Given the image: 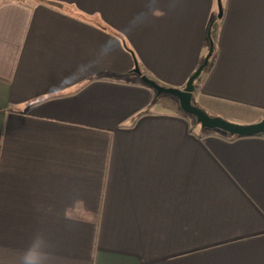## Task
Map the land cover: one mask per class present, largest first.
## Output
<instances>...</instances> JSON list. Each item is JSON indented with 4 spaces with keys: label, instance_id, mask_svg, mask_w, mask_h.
Returning <instances> with one entry per match:
<instances>
[{
    "label": "crops",
    "instance_id": "0c3cea01",
    "mask_svg": "<svg viewBox=\"0 0 264 264\" xmlns=\"http://www.w3.org/2000/svg\"><path fill=\"white\" fill-rule=\"evenodd\" d=\"M223 4L0 0V264H264V138L133 72L183 89L212 24L193 96L264 119V0Z\"/></svg>",
    "mask_w": 264,
    "mask_h": 264
},
{
    "label": "water",
    "instance_id": "95a60500",
    "mask_svg": "<svg viewBox=\"0 0 264 264\" xmlns=\"http://www.w3.org/2000/svg\"><path fill=\"white\" fill-rule=\"evenodd\" d=\"M219 14L218 18L223 16L222 0H218ZM212 24L208 29V37L210 40L209 52L204 58L202 64L198 69L190 76L186 86L183 89L175 87H164L158 84L156 81L143 75L141 69L139 68L137 62H135V68L133 72L141 77L143 83L151 87L156 91V96L161 94H171L175 96L180 104L181 109L184 113L189 116H193L197 123L201 126L203 130H217L227 133L230 136H241V137H253L255 135L264 134V119L259 122L251 124H237L230 122L222 117L210 116L203 109L199 108L193 103V94L195 92V81L202 75L206 67L209 65L210 59L214 53V41L211 37Z\"/></svg>",
    "mask_w": 264,
    "mask_h": 264
},
{
    "label": "rangeland",
    "instance_id": "374dc122",
    "mask_svg": "<svg viewBox=\"0 0 264 264\" xmlns=\"http://www.w3.org/2000/svg\"><path fill=\"white\" fill-rule=\"evenodd\" d=\"M198 82L199 80H197V82L195 83L196 87H198ZM160 97H162L164 100H170V101H174L175 99H177L175 96L171 95V94H161ZM193 103L195 105H197L199 108L203 109L206 113H208L210 116H217V117H222L223 116H229L230 111H227V108L221 107L219 105H211L208 106L207 104L203 103L202 101L198 100L197 96H193ZM191 123L192 126L197 130L200 131L202 128L201 126L197 123L196 119L191 116ZM225 119V118H224ZM227 120V119H226Z\"/></svg>",
    "mask_w": 264,
    "mask_h": 264
},
{
    "label": "trees",
    "instance_id": "16d2710c",
    "mask_svg": "<svg viewBox=\"0 0 264 264\" xmlns=\"http://www.w3.org/2000/svg\"><path fill=\"white\" fill-rule=\"evenodd\" d=\"M222 2H223V0H222ZM223 6V13L225 12V5L223 4L222 5ZM216 54H217V46L215 45V48H214V53H213V56L211 57V59H210V62H209V64L211 63V64H213V61H214V59H215V57H216ZM209 66V65H208ZM207 66V67H208ZM208 70V71H207ZM209 72V69H205L204 70V72ZM203 72V73H204ZM201 77V76H200ZM199 77V78H200ZM149 87V86H148ZM149 88H151V87H149ZM152 89V88H151ZM144 113H142V112H140V111H137L136 113H134L133 115H132V117L131 118H133V120H136L137 118H139L140 116H142ZM120 126H124V123H122ZM207 132H208V134H214V135H219V136H221V137H224V138H226V139H229V140H235V139H238V138H242L241 136H230V135H228L227 133H224V132H222V131H216V130H206ZM253 137H261V138H264V134H259V135H255V136H253Z\"/></svg>",
    "mask_w": 264,
    "mask_h": 264
},
{
    "label": "clouds",
    "instance_id": "9594fccd",
    "mask_svg": "<svg viewBox=\"0 0 264 264\" xmlns=\"http://www.w3.org/2000/svg\"><path fill=\"white\" fill-rule=\"evenodd\" d=\"M24 264H32V261L28 259V257H25Z\"/></svg>",
    "mask_w": 264,
    "mask_h": 264
}]
</instances>
